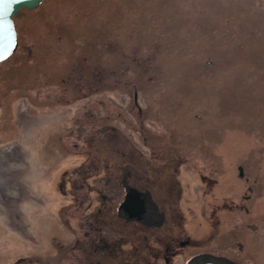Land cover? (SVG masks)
Returning a JSON list of instances; mask_svg holds the SVG:
<instances>
[{
  "label": "rangeland",
  "instance_id": "rangeland-1",
  "mask_svg": "<svg viewBox=\"0 0 264 264\" xmlns=\"http://www.w3.org/2000/svg\"><path fill=\"white\" fill-rule=\"evenodd\" d=\"M55 2L41 5L46 30L30 17H18L26 39L35 42L51 35L53 40L58 24L62 30H84L87 21L75 13H85L63 5L72 0ZM89 3L97 4L95 21L111 20V30L128 44L116 52L124 56L119 69H100L94 82L74 80L85 86L84 95H64L66 83L60 77L65 69H47L49 80L42 76L40 88L27 87L33 69H10L8 111L0 113V126H10L9 136L0 141V264L84 262L80 244L87 243L86 236L104 235L113 227L104 210L114 209L120 196L115 183L105 180L104 164L129 158L137 145L149 149L148 157L165 156L166 146L188 145L182 154L187 168L216 170L215 164H221L222 189L240 198L244 182L236 179V166L243 164L244 174L254 179L257 211L248 226H264V0ZM75 39L68 48H79ZM201 147L205 150L200 152ZM80 169L88 175L82 176ZM193 178L195 193L176 207L203 205L199 178ZM206 194L210 200L212 194ZM229 198L235 196L225 197L216 212L224 222L233 212L240 223L245 202ZM92 208L101 209V223L83 216ZM191 218L184 226L198 237L203 224L193 213ZM124 242L129 249L133 246L129 234ZM182 260L177 256L174 263Z\"/></svg>",
  "mask_w": 264,
  "mask_h": 264
},
{
  "label": "flooded vegetation",
  "instance_id": "flooded-vegetation-1",
  "mask_svg": "<svg viewBox=\"0 0 264 264\" xmlns=\"http://www.w3.org/2000/svg\"><path fill=\"white\" fill-rule=\"evenodd\" d=\"M43 1L35 8H22L13 15L17 46L12 57L10 56L13 53L0 61V113L2 114L7 113L10 101V69H18V67L33 69L29 73V84H27V87L31 88H40L44 84H42L44 80L41 81L42 76L49 80L50 73L47 69H65V73L60 77V80L66 83L65 89H62L64 95L75 91L84 95L82 89L85 86L78 85V80L74 82L75 86L74 80L86 78V80L92 79L91 81L94 82L95 73H99L100 69H107V71L119 69L124 59L123 55L116 52H123L126 49L125 45L128 44L122 41L116 33L89 34L86 38L84 35L68 29L67 26L64 27L65 30H62L58 24L56 33L52 34L55 35L53 40L51 35L50 37L37 38L33 40L35 42L26 39V35L21 32V29L24 28L19 26L16 20L19 16H24V20L30 17L32 22L35 21L38 26L44 27L43 29L46 30L47 21L44 22L43 13L40 12ZM55 1L53 0V3L57 4L58 2ZM72 1L73 3H64L63 5L70 4L73 6L72 9L84 13H87L85 11H94L93 8L97 6L95 3L81 2V0ZM75 15L78 18L84 16L80 12ZM93 15H97V13H93ZM84 17L87 25L95 24V18L88 19L86 15ZM23 19L22 22H25ZM105 22L106 25L111 24V20H105ZM109 28L111 31V27ZM73 38H76L75 41L79 40L76 41L77 44L78 42L82 44L83 41L86 44H82L79 48L77 45L76 49H73L75 47L70 49L68 47ZM102 38L103 42H101ZM50 42L51 44L48 46ZM52 45L56 47L55 50H50L49 47ZM58 53L60 56L56 55ZM116 54L122 58L117 57ZM80 57L83 59L82 61L79 60ZM29 58L33 60L32 65L25 63ZM56 60H58V65L54 68ZM12 62L17 66L12 65ZM73 85L76 87L75 89ZM9 133L10 126L1 125L0 141H4ZM174 140L175 137H171L172 143ZM136 147L138 149H130L129 153L132 155H129V158L125 157L121 161L111 160L104 164V171L107 172L105 180L110 183V186H114L115 183L120 195L114 209L112 208L113 210L111 208L104 210L105 214L109 216L111 214L114 225L113 227L108 226L106 230L109 229V231L104 235L98 232L95 237L86 236L87 243L83 244L84 246L80 244V248H83L84 251V262L78 264H176L174 259L177 256L183 258L179 264H186L192 256L197 254L222 256L233 264H264V226L253 228L248 226V224L254 223L257 211L256 202L252 201L255 191L254 179L249 174H244L243 164L236 166V179H242L244 182L240 198V194L222 189L223 168L221 164H215L216 170L197 168V165H194L193 170L187 168L188 163L182 159V154L185 153L184 149L189 147L188 145L185 147L183 145L166 146L162 149L165 156L156 157L147 156L148 153L150 154L149 149L143 151V146L137 145ZM202 150L205 148L201 147L199 151ZM124 152H126L125 149ZM119 153L124 154L123 152ZM204 154L208 157L206 151ZM84 172L87 173V170H83ZM83 173L82 176L88 175ZM192 178L200 179H198V200L203 202V205L199 209H192L185 203L186 207L180 204L176 207L178 203H181V200H185L187 194L195 193V188L190 184ZM70 181L72 188H77L76 179ZM232 185L234 186V184ZM72 188L71 192L74 197L75 193ZM129 189H134L136 192L137 215H140L141 219L126 218L119 214V207L125 200ZM208 191L212 194L210 200L206 194ZM99 195L103 198L105 194L99 191ZM231 195L235 196V199L229 198V200L245 202V209L242 212L244 217L240 223L235 222L237 214H233V212L229 222H224L222 214L216 212V208H219L223 199ZM205 201H209L208 205ZM241 207L242 205H239V208ZM92 210L86 211L83 216L90 218L93 223H101L97 217L101 209L95 211L92 208ZM191 213L197 216L198 223L203 224L201 228L197 229L198 237L193 236L184 226L186 218L192 220ZM262 218H264V214ZM90 227H92V223ZM127 234L133 240V246L130 249L124 242Z\"/></svg>",
  "mask_w": 264,
  "mask_h": 264
},
{
  "label": "water",
  "instance_id": "water-1",
  "mask_svg": "<svg viewBox=\"0 0 264 264\" xmlns=\"http://www.w3.org/2000/svg\"><path fill=\"white\" fill-rule=\"evenodd\" d=\"M42 0H24V3L17 6L16 10L12 12L9 17L0 19V61L11 55L16 46V30L13 24V15L20 9H32L37 7ZM136 192L135 190H128L125 200L119 207V214L126 218L141 219L137 215L138 207L136 206ZM143 219H145L143 217ZM186 264H233L230 260L222 256H214L210 254H197L192 256Z\"/></svg>",
  "mask_w": 264,
  "mask_h": 264
},
{
  "label": "trees",
  "instance_id": "trees-1",
  "mask_svg": "<svg viewBox=\"0 0 264 264\" xmlns=\"http://www.w3.org/2000/svg\"><path fill=\"white\" fill-rule=\"evenodd\" d=\"M80 1V0H77V2ZM90 0H81V2H86V3H89ZM94 10L96 8H93ZM88 12V11H86ZM93 13H95V11H89L88 13H85L84 16L86 15L87 18H95L96 16L93 15ZM82 17V19H85V17ZM96 19V18H95ZM95 26L89 24L87 25L86 27L84 26V30H82V32L78 33V34H82L84 35V37L88 36L89 34H96V35H104L106 32H109L110 34H115V32H113L112 30H110L109 27H111V24L110 25H106V22L105 21H95ZM112 28V27H111ZM87 38V37H86ZM104 39L102 38L101 39V42H103ZM82 44H86L85 41L82 42ZM82 44L79 43V45L81 46ZM14 55V53L10 56L12 57ZM80 61H82L83 59L80 57L79 58Z\"/></svg>",
  "mask_w": 264,
  "mask_h": 264
},
{
  "label": "snow or ice",
  "instance_id": "snow-or-ice-1",
  "mask_svg": "<svg viewBox=\"0 0 264 264\" xmlns=\"http://www.w3.org/2000/svg\"><path fill=\"white\" fill-rule=\"evenodd\" d=\"M24 0H0V19L9 17Z\"/></svg>",
  "mask_w": 264,
  "mask_h": 264
}]
</instances>
